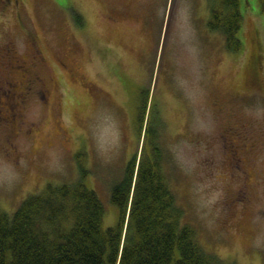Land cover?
Returning <instances> with one entry per match:
<instances>
[{"label": "rangeland", "instance_id": "obj_1", "mask_svg": "<svg viewBox=\"0 0 264 264\" xmlns=\"http://www.w3.org/2000/svg\"><path fill=\"white\" fill-rule=\"evenodd\" d=\"M219 1L0 0V209L83 181L104 226L117 224L112 188L145 149L150 119L201 244L264 264V12L241 0L244 45L230 51L206 27Z\"/></svg>", "mask_w": 264, "mask_h": 264}, {"label": "trees", "instance_id": "obj_2", "mask_svg": "<svg viewBox=\"0 0 264 264\" xmlns=\"http://www.w3.org/2000/svg\"><path fill=\"white\" fill-rule=\"evenodd\" d=\"M219 2L218 9L212 5L211 30L224 34L227 50L239 51L241 0ZM260 4L264 12V0ZM258 60V53L251 58V87L260 84ZM140 112L143 128L147 105ZM158 126L147 119L149 147L141 149L139 159L132 157L112 188L117 224L104 226L105 206L83 181L47 184L12 214L0 209V264H235L208 251L198 230L183 221L184 209L164 179Z\"/></svg>", "mask_w": 264, "mask_h": 264}, {"label": "flooded vegetation", "instance_id": "obj_3", "mask_svg": "<svg viewBox=\"0 0 264 264\" xmlns=\"http://www.w3.org/2000/svg\"><path fill=\"white\" fill-rule=\"evenodd\" d=\"M202 6H204V8H207V7L210 8V3H209V4H206V3L203 2ZM202 6H201V7H196V8H195V10H196V14H195V15L198 16L200 19H204V18L201 16V14L204 13V9L202 8ZM211 11H212V9H211ZM209 17H210V16H209ZM209 17H208V18H209ZM211 19H212V18H209L208 23H207V26L205 25V26L207 27L208 30L211 29V27H210V25H209ZM198 25H200V24H198ZM212 30H216V29H212ZM152 39H153V37H152ZM2 118H3V117H2Z\"/></svg>", "mask_w": 264, "mask_h": 264}]
</instances>
